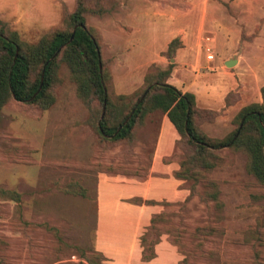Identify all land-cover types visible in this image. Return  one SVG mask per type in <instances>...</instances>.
Returning a JSON list of instances; mask_svg holds the SVG:
<instances>
[{
    "label": "rangeland",
    "instance_id": "obj_1",
    "mask_svg": "<svg viewBox=\"0 0 264 264\" xmlns=\"http://www.w3.org/2000/svg\"><path fill=\"white\" fill-rule=\"evenodd\" d=\"M251 4L246 16L248 21L256 23L257 18L264 16V1L252 0ZM61 8L58 21L68 5L62 2ZM87 22L91 25L97 20L88 17ZM246 30L251 31L248 26ZM15 31L21 39L34 42L46 28L37 32ZM242 37H245L244 32ZM229 45L217 48V55L221 57ZM237 47L229 50L230 53H236ZM240 51L248 55L253 50L242 48ZM61 79L55 88V101L49 108L31 110L10 102L0 110V187L15 189L19 193L17 201L0 197V264L77 262L72 245L91 248L92 204L99 174L118 175L128 184L139 185L141 192L134 190L124 199L160 209L162 216L155 219L153 227L149 225L150 217L142 225L145 243L166 234L180 251L191 254L193 250L189 249L194 245L192 230L207 223L215 230L206 236L203 253H193L188 264H256L250 257L249 234L256 221L261 219L264 238V188L247 173V158L243 152L223 150L224 161L207 173L206 177L216 183L217 199L221 202L217 213L209 212L196 195L183 200L189 182L173 175L181 157L175 144L177 136L167 137L169 143L165 153L152 161L163 115L155 112L147 116L130 147L129 160L120 165V146L116 145L101 155L97 153L95 134L85 123L86 109L76 98L74 85L63 67ZM107 88L114 93L111 80ZM235 111L234 105L214 111L216 115L210 121L200 124L201 130L208 136L222 137L231 129ZM70 181L83 186L85 196L62 192L59 187ZM107 182L100 183L104 188L109 187L104 191L127 186L111 177L109 184ZM105 194L112 193L107 191ZM155 195L175 198L167 204L142 200V197ZM82 218L88 224L92 222L90 227H86ZM44 224L54 226L57 234L54 236ZM71 255H74L73 259ZM261 255L264 261V250Z\"/></svg>",
    "mask_w": 264,
    "mask_h": 264
},
{
    "label": "trees",
    "instance_id": "obj_2",
    "mask_svg": "<svg viewBox=\"0 0 264 264\" xmlns=\"http://www.w3.org/2000/svg\"><path fill=\"white\" fill-rule=\"evenodd\" d=\"M116 5V0H73L71 8L63 12L60 23L47 28L34 42L21 39L6 21L0 19V110L10 102L31 110L49 108L55 101V88L61 83L63 67L74 85L76 98L86 109L85 123L95 134L98 154L118 145L120 165L128 161L138 129L148 115L158 112L167 118L177 134L175 144L181 151V157L173 175L189 182L183 200L196 195L209 212L219 211L221 202L217 199L216 183L206 176L224 161L223 150L243 152L247 158V173L264 188V84L259 87L260 101L238 107L231 118V129L222 137L208 136L200 128L202 122L210 121L216 115L213 110L197 107L192 93L181 92L166 82L172 63L165 67L148 65L141 84L129 93L110 92L107 88L111 80L110 60L102 56L100 30L89 25L87 18H101ZM257 29L258 26L254 28L255 31ZM179 45L177 38L172 39L162 54L171 57ZM148 85V90L137 102ZM238 100V94L230 91L223 98L224 106L235 105ZM101 109L103 115L99 119ZM59 188L65 194L83 197L86 193L76 181ZM0 197L17 201L19 193L15 189L0 187ZM160 216L161 212L153 214L149 225L153 227L155 219ZM44 226L54 236L57 234L54 226ZM262 227L263 221L258 219L249 234L250 257L256 264H264ZM214 230L215 227L207 223L195 226L191 233L194 245L189 249L193 252L189 254L178 249L182 257L175 264H188L193 253H203L206 236L212 235ZM140 240L142 258L151 257L150 246L154 240L145 243L144 236ZM171 242L175 244L173 240ZM72 247V254L78 257V261L72 264H105L100 253L93 248Z\"/></svg>",
    "mask_w": 264,
    "mask_h": 264
},
{
    "label": "crops",
    "instance_id": "obj_3",
    "mask_svg": "<svg viewBox=\"0 0 264 264\" xmlns=\"http://www.w3.org/2000/svg\"><path fill=\"white\" fill-rule=\"evenodd\" d=\"M251 1L116 0L117 5L110 13L101 18L90 17L97 20L91 25L97 27L102 35V56L110 60L114 93L126 94L139 86L148 65L165 67L172 63L166 82L181 92L192 93L199 108L218 111L224 107L223 98L230 91L239 96L235 109L250 102H259V87L264 84V16L259 17V14L256 23L248 21L246 15ZM62 2L70 9L73 0H0V19L19 33L26 30L37 32L40 28L47 29L59 23ZM247 26L251 31L246 30ZM256 26L258 29L255 31ZM242 32L245 37H242ZM205 36L209 37L208 43L203 41ZM174 38L180 45L168 58L162 52ZM206 44L211 47L212 60L205 58L203 48ZM224 44L230 45L220 57L216 51ZM236 45L238 51L230 53L229 50ZM242 48L253 51L244 55L240 51ZM234 54L235 64L225 66V60ZM171 136L175 138L177 134L163 115L152 161L165 153L169 143L167 137ZM103 175H98L92 204L91 248L100 253L105 264L177 263L182 256L166 234L159 235L151 243L152 256L142 258V225L152 216L150 214L159 213L160 209L129 203L124 197L132 195L134 190L141 192L139 185L128 184L118 175ZM110 177L127 186L107 190L112 194H105L107 191L104 190L109 187L104 188L100 183L108 181L109 184ZM163 197L155 195L142 197V200L171 202L169 200L175 198ZM82 222L86 227L92 223H86L83 218Z\"/></svg>",
    "mask_w": 264,
    "mask_h": 264
},
{
    "label": "water",
    "instance_id": "obj_4",
    "mask_svg": "<svg viewBox=\"0 0 264 264\" xmlns=\"http://www.w3.org/2000/svg\"><path fill=\"white\" fill-rule=\"evenodd\" d=\"M70 38H71V36H70ZM170 62H172V58H170ZM235 62H236V54H234L231 57H229L228 59H226L225 62H224V65L227 66V67H231V66H233L235 64ZM99 69H100V66H99ZM148 88H149V85L146 86V88L144 89V91L142 92L140 97L138 98L137 102H139L142 99L144 93L148 90ZM102 115H103V109H101V112H100V115H99V119L102 118ZM126 119L124 120V122L126 121ZM240 123H241V121H240ZM239 126H240V124H239Z\"/></svg>",
    "mask_w": 264,
    "mask_h": 264
},
{
    "label": "built area",
    "instance_id": "obj_5",
    "mask_svg": "<svg viewBox=\"0 0 264 264\" xmlns=\"http://www.w3.org/2000/svg\"><path fill=\"white\" fill-rule=\"evenodd\" d=\"M203 41H204L205 43H208V42H209V37H208V36L203 37ZM203 50H204V52H205V58H206L207 60H212L213 55H212L211 47H210L209 45L206 44V45L204 46ZM72 259H73V257H72Z\"/></svg>",
    "mask_w": 264,
    "mask_h": 264
}]
</instances>
